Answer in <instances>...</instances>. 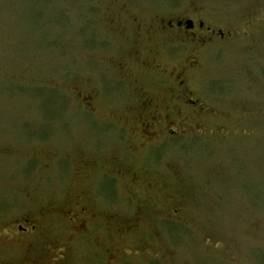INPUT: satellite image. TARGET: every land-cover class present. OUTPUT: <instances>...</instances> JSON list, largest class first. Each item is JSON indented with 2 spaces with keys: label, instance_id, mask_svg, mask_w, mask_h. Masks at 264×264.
Instances as JSON below:
<instances>
[{
  "label": "rangeland",
  "instance_id": "374dc122",
  "mask_svg": "<svg viewBox=\"0 0 264 264\" xmlns=\"http://www.w3.org/2000/svg\"><path fill=\"white\" fill-rule=\"evenodd\" d=\"M177 14L234 34L184 71L199 134L165 139L144 65L178 64L146 36ZM0 264H264V0H0Z\"/></svg>",
  "mask_w": 264,
  "mask_h": 264
},
{
  "label": "flooded vegetation",
  "instance_id": "af4514ba",
  "mask_svg": "<svg viewBox=\"0 0 264 264\" xmlns=\"http://www.w3.org/2000/svg\"><path fill=\"white\" fill-rule=\"evenodd\" d=\"M233 34L234 32L232 33L231 30L223 31L219 27L217 28L205 24L203 19L196 17H181L177 14L176 16L170 15L157 19L154 26H152V30L146 36V42L152 48L164 47L167 49L162 58L169 60V63L171 59H174V63L178 65L170 69L168 68V70H159L161 66L156 64H145L144 66L146 67L145 70L154 69L155 71V69H157L159 72H162L164 76L168 74V78L171 80L173 79V88H171V92L175 95V101L173 106L162 109L155 107V109L151 111L144 120V126L142 125V133L144 135L152 131L161 134L158 130H162L164 138L170 139L172 135H175L174 128L180 130L179 133H184L181 134L182 137H192L199 134L193 132L192 130L194 128L189 125H187V127H189L188 130L181 131V124L185 121L182 116H187L189 120L190 117L193 116L192 120H194L198 114L206 112L204 105L198 99H192L193 92L188 84H185L186 72L184 71L193 70L198 66V55L201 51L205 50L206 47L230 39L233 37ZM165 45L167 47H165ZM189 47L194 48V52L184 57ZM169 51H172L173 55L169 54ZM161 62L164 63V61ZM179 64H182V66ZM119 65L121 66V64ZM140 73L142 77L147 74L146 72ZM147 77L149 80L151 79L150 75ZM166 83L168 82L166 81ZM147 103L148 101L140 102L143 106ZM145 111L147 110L145 109ZM160 112L163 114L161 117L155 115V113ZM172 118L176 120V123L172 121ZM83 210V208L79 209L78 214H83ZM68 219L77 220V213L76 215L72 214ZM23 223L24 225L17 226V232L26 233L28 231H35V227L31 225L29 220H24Z\"/></svg>",
  "mask_w": 264,
  "mask_h": 264
}]
</instances>
